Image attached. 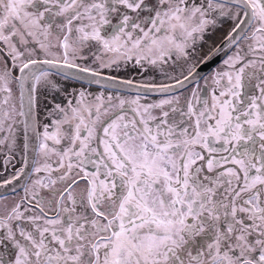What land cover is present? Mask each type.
Returning <instances> with one entry per match:
<instances>
[{"label": "snow or ice", "instance_id": "obj_1", "mask_svg": "<svg viewBox=\"0 0 264 264\" xmlns=\"http://www.w3.org/2000/svg\"><path fill=\"white\" fill-rule=\"evenodd\" d=\"M0 158V264H264V0H0Z\"/></svg>", "mask_w": 264, "mask_h": 264}, {"label": "flooded vegetation", "instance_id": "obj_2", "mask_svg": "<svg viewBox=\"0 0 264 264\" xmlns=\"http://www.w3.org/2000/svg\"><path fill=\"white\" fill-rule=\"evenodd\" d=\"M229 27H230V23H225L221 26V30L215 33V36H214L215 43L218 44L220 42L221 38L229 30ZM207 50L208 49L205 48V51ZM219 63H220V58H217L210 66L214 67L215 65ZM168 71L171 73V69H168ZM208 72H209V67H204L201 71V75L208 74ZM112 74L117 75L121 78H125V79H133L134 81H137V82H141V81L145 83L147 82H156V83L168 82L164 78L163 74L158 69L148 67V66H146V69H140L138 67H133L131 63L126 68H122L120 72L118 73L114 72ZM201 83H203V81H201ZM65 86L67 87L69 92H71L73 88L80 87V85L75 81L65 82ZM92 90L93 91L96 90L95 86H93ZM156 98L157 97H155L154 95H151V94L149 95V99H156ZM58 99L62 100L63 96L58 97ZM19 166L20 165L17 163L16 167L18 168ZM13 172H14V169L12 168L11 165H9L7 171L4 170V167L2 164V158H0V173H3V175H0V180L8 178ZM20 183H23V181H21ZM15 186L17 187V194L15 196H13L10 189L0 190V193H4L7 196L6 201L0 202V208H2L5 203H11L14 199L18 200L20 196L23 195V192L20 190V184L18 183Z\"/></svg>", "mask_w": 264, "mask_h": 264}, {"label": "water", "instance_id": "obj_3", "mask_svg": "<svg viewBox=\"0 0 264 264\" xmlns=\"http://www.w3.org/2000/svg\"><path fill=\"white\" fill-rule=\"evenodd\" d=\"M1 190V189H0Z\"/></svg>", "mask_w": 264, "mask_h": 264}]
</instances>
